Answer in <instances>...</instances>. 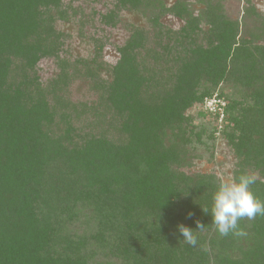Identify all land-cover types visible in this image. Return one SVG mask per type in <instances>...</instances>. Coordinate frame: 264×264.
<instances>
[{
    "label": "trees",
    "instance_id": "1",
    "mask_svg": "<svg viewBox=\"0 0 264 264\" xmlns=\"http://www.w3.org/2000/svg\"><path fill=\"white\" fill-rule=\"evenodd\" d=\"M167 1L0 0V264H92L99 252L120 264H264V217L240 221L245 237L220 236L202 210L217 177L183 170L206 134L187 111L216 94L217 112L199 115L221 123L232 177L255 172L264 201V18L249 30L217 0ZM246 3L245 19L256 11ZM122 14L125 31L107 32ZM74 38L96 55L70 62ZM109 43L115 64L101 55ZM46 64L58 75L42 84ZM79 72L94 99L71 102ZM80 218L95 233L72 232Z\"/></svg>",
    "mask_w": 264,
    "mask_h": 264
},
{
    "label": "rangeland",
    "instance_id": "2",
    "mask_svg": "<svg viewBox=\"0 0 264 264\" xmlns=\"http://www.w3.org/2000/svg\"><path fill=\"white\" fill-rule=\"evenodd\" d=\"M173 1L174 0H168L167 3L170 4ZM186 1L190 2L193 0H186ZM247 1L251 3V5L254 7L256 11L253 14V16H250L245 19L243 18L244 17L243 13H244L245 5L248 4L246 3V0H217L218 4H220L221 6L220 14L223 16V18L228 20L229 19L238 20L239 22L243 21L244 25L246 24L245 26L249 30L253 29V27H258L260 30L261 29V27L259 26L260 19L264 18V0H247ZM95 8L96 9L102 8L101 3H98L95 6ZM109 9H111V7ZM193 10L197 11L196 9ZM123 14L121 19L117 21V23L121 22L120 24L118 23L119 24L118 28L115 29L108 28L107 32L121 34L122 31H125L126 25L128 23L127 17L129 15L126 14L125 16ZM96 17L97 19H94V24L99 23V18L98 16ZM130 19L134 20L133 23L134 22L136 23V21L141 20L137 16H130ZM205 20L206 18L201 16L200 27L204 31L208 29V24L205 22ZM162 23L170 29L180 25V22L178 20H172L170 18L163 19ZM60 25L61 28H63V31H65L67 34L71 33L72 31L71 27L68 28L65 25V23H61ZM255 34H257L259 38L261 37L260 35H258L260 34L258 30L256 31ZM163 41L165 42V40ZM257 42L261 43L262 40L259 39ZM110 45L111 44L109 43V47L105 48L104 51L101 53V55L103 60H105L107 63L115 64L119 58V54L115 52L114 49L110 47ZM64 49L67 51L65 53L66 58L74 64L83 60L88 62L96 55L95 52H97V50L93 49V45L91 41H89L87 38H74L73 41L69 43L68 47L65 46ZM183 55H184V51L180 53V57ZM42 68L43 70L41 72H38L37 74L40 83L45 84L47 81L57 77L58 72H56L57 70L54 69V67H50V65L46 64ZM106 73H107L106 70L103 71V74ZM82 74L83 72L82 73L79 72L77 74L74 73V75L76 76L71 78V85H70L71 93L69 95V99L71 102L85 101V99H89V98L94 99L92 94L93 92H91L88 88L90 81L87 82L86 80H82V76H81ZM219 87L222 86L219 85ZM226 92L228 91H224L225 94ZM216 96H217L216 94H213L211 98H216ZM217 101L208 109H205L204 106L203 107L201 106L200 108L191 107L187 111L188 116L192 119L190 124L199 127V129L206 130V134L204 137H202L203 139L201 141L203 145L196 144L194 146V149L196 150L195 155L198 156V158L193 160L190 167L183 169L187 174L191 176L196 173H204V174L214 175L215 177H218V175L220 174L232 177L231 170L233 169V162L229 158L230 155L228 156V150H227L228 142L221 134L222 131L221 123L219 121L215 122L213 116H208L206 114L202 116L199 115V112L203 113L204 111L210 114H213L214 111L217 112L216 110H214V108H216L215 104L217 103ZM220 101L221 104L224 105L225 100L221 99ZM210 109L213 111L211 112ZM214 127L216 128L215 130ZM212 130H214L213 136L212 139L209 140L207 139V137L209 136L210 133H212ZM113 136L116 139L117 131L113 133ZM82 219L83 218H80V221L78 223L75 222L74 224H72L70 230L77 235L89 237L90 234L95 233L93 225L91 224V228L90 230H88L85 227V222ZM105 252L107 253L108 251L105 250ZM92 264H120V262L116 259L109 258L99 252L96 254L95 258L92 259Z\"/></svg>",
    "mask_w": 264,
    "mask_h": 264
},
{
    "label": "clouds",
    "instance_id": "3",
    "mask_svg": "<svg viewBox=\"0 0 264 264\" xmlns=\"http://www.w3.org/2000/svg\"><path fill=\"white\" fill-rule=\"evenodd\" d=\"M258 176L255 172L245 171L238 177L223 174L217 177V187L212 193L211 205L203 206L204 213H210L212 228L222 237L232 235L245 237L247 232L240 226L242 220H254L257 216L264 217V201L259 199L252 190ZM189 216L192 213L188 214ZM198 231L204 232L205 226L196 221ZM183 236V242L193 247L197 246L198 237L192 229L184 224L177 225ZM201 250L207 252L208 246L201 245Z\"/></svg>",
    "mask_w": 264,
    "mask_h": 264
},
{
    "label": "built area",
    "instance_id": "4",
    "mask_svg": "<svg viewBox=\"0 0 264 264\" xmlns=\"http://www.w3.org/2000/svg\"><path fill=\"white\" fill-rule=\"evenodd\" d=\"M215 102L216 100L214 98L210 99L206 102V106L210 108Z\"/></svg>",
    "mask_w": 264,
    "mask_h": 264
}]
</instances>
